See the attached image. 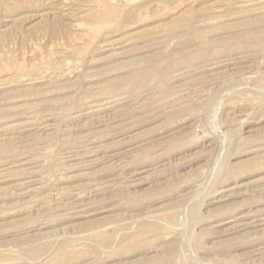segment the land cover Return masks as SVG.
<instances>
[{
	"label": "rangeland",
	"instance_id": "obj_1",
	"mask_svg": "<svg viewBox=\"0 0 264 264\" xmlns=\"http://www.w3.org/2000/svg\"><path fill=\"white\" fill-rule=\"evenodd\" d=\"M0 264H264V0H0Z\"/></svg>",
	"mask_w": 264,
	"mask_h": 264
},
{
	"label": "bare ground",
	"instance_id": "obj_2",
	"mask_svg": "<svg viewBox=\"0 0 264 264\" xmlns=\"http://www.w3.org/2000/svg\"><path fill=\"white\" fill-rule=\"evenodd\" d=\"M35 78H36V77H35ZM37 79H38V78H37ZM26 80H27V79H26ZM26 80H25V81H26ZM29 80H31V79H29ZM21 81H24V79L21 80ZM32 81H33V80H32ZM25 83H26V82H25ZM21 126H23V125H21ZM27 127H28V126H27ZM20 128H21V127H20ZM28 128H31V127H28ZM32 128H33V127H32ZM21 129H23V128H21ZM21 129H20V130H21ZM26 129H27V128H26ZM23 131H24V130H23ZM31 137H35V136H31ZM24 151H25V150H24ZM15 172H16V171H15ZM7 174H8V172L6 173V175H7ZM1 175H2V174H1ZM4 175H5V173H4ZM13 177H14V176H13ZM3 178H4V177H3ZM14 184H15V183H14ZM26 184H27V183H26ZM17 185H18V184H17ZM17 185H16V186H17ZM19 186H20V184H19Z\"/></svg>",
	"mask_w": 264,
	"mask_h": 264
}]
</instances>
